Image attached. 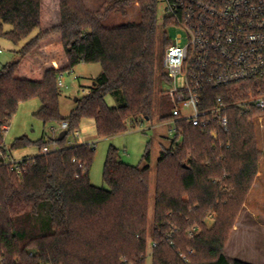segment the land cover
Masks as SVG:
<instances>
[{
  "label": "trees",
  "instance_id": "trees-1",
  "mask_svg": "<svg viewBox=\"0 0 264 264\" xmlns=\"http://www.w3.org/2000/svg\"><path fill=\"white\" fill-rule=\"evenodd\" d=\"M55 1L53 7L52 0H0V37L22 44L0 69V153L6 155L4 135L21 103L37 99L40 107L33 117L43 125H68L61 141L14 140L10 151L35 145L39 153L34 157L16 165L0 158V264H145L149 148L143 166H130L110 147L103 167L105 190L89 180L94 146L66 141L86 119L101 139L152 119L157 1L104 0L97 11L84 0ZM134 6L138 23L103 25L111 14L126 17ZM160 44L170 45L165 35ZM41 53L45 62L40 63L35 59ZM80 64H98L101 71L64 117L57 80ZM259 92L264 93V81L203 93L202 109L214 108L218 98L226 107L227 130H216L215 139L211 127L175 122L177 134L162 147L156 164L151 264H248L229 260L223 248L262 155L253 120L264 110L237 105ZM107 96L116 107L107 105ZM160 100L159 121H170L172 105ZM52 144L56 149L41 154ZM209 215L214 222L208 228ZM193 227L198 231L189 236Z\"/></svg>",
  "mask_w": 264,
  "mask_h": 264
},
{
  "label": "rangeland",
  "instance_id": "rangeland-1",
  "mask_svg": "<svg viewBox=\"0 0 264 264\" xmlns=\"http://www.w3.org/2000/svg\"><path fill=\"white\" fill-rule=\"evenodd\" d=\"M54 1V2H53ZM104 0H84L86 7L90 11H97ZM157 7V46H156V75H155V93L153 116L148 122L134 130H128L123 134L111 138H98L95 132L94 122L92 120H83L77 133L67 137V145L90 144L94 146V159L89 172V180L92 186L107 190L103 181V167L107 152L110 147L118 152L121 162L130 166H143L142 157L146 148L150 151V192H149V229L146 241V260L145 264H151V221L154 209V188L156 164L162 147L167 148L174 138L172 126L166 124L168 121H159V106L161 100L167 97L164 89H170L171 84L163 78V56L167 46L162 47L160 42L163 35L169 42L175 41L181 31L169 26L168 21L164 19L163 0H156ZM52 6H56V1L52 0ZM55 19V18H53ZM140 16L137 8L134 6L129 9L127 16L111 14L103 25L108 28L126 25L129 23H138ZM165 27V28H164ZM14 46L7 40L0 37V69L3 65L11 62L15 58V52L21 48ZM36 61L45 62L41 55ZM47 63L51 59L47 57ZM44 64V63H43ZM101 68L98 64H80L73 70L62 74L63 88L60 89V113L62 116H68L74 108V100L87 95L93 79L100 74ZM180 83V79L178 80ZM162 93L160 94V92ZM162 97V98H161ZM109 107H116L117 102L113 97L107 96L105 99ZM168 98L164 101L167 106ZM40 107L37 99L21 103L14 114L10 126L4 135V144L8 152L10 162L18 161L21 157H34L39 153L35 145L28 146L20 150H11L10 147L15 139L27 137L31 142H37L41 139L54 140L58 136V131L53 133L51 127L58 128V124H46L33 117V114ZM256 133L257 145L262 155L258 160V172L262 176L257 177L247 193L242 205L240 206L233 225L229 230L223 253L229 260H238L248 264H264V115L253 120ZM56 145L48 146L49 149H56ZM214 215H209L205 219L206 227L212 226Z\"/></svg>",
  "mask_w": 264,
  "mask_h": 264
},
{
  "label": "built area",
  "instance_id": "built-area-1",
  "mask_svg": "<svg viewBox=\"0 0 264 264\" xmlns=\"http://www.w3.org/2000/svg\"><path fill=\"white\" fill-rule=\"evenodd\" d=\"M163 3L164 19L181 31L165 49L162 61L165 80L171 84L170 89L163 90L172 105V119L166 124L172 126L174 134H177L176 121L203 130L211 127L209 135L215 139L216 130H227L226 107L218 98L214 108L202 109L203 93L264 81V0H163ZM61 78L62 75L57 80L59 89L63 88ZM245 104H255L264 110V93L259 92L237 106ZM67 128V123L61 122L58 128L51 127V131H58L59 136ZM49 151L45 147L41 154ZM5 152L6 155L0 153L4 163L16 165L18 162H10ZM197 231L193 227L188 234L193 236Z\"/></svg>",
  "mask_w": 264,
  "mask_h": 264
},
{
  "label": "water",
  "instance_id": "water-1",
  "mask_svg": "<svg viewBox=\"0 0 264 264\" xmlns=\"http://www.w3.org/2000/svg\"><path fill=\"white\" fill-rule=\"evenodd\" d=\"M74 102H76V100H74ZM66 135H67V132H66V131L61 132V133L59 134L57 140H58V141H61L62 139H64V138L66 137Z\"/></svg>",
  "mask_w": 264,
  "mask_h": 264
},
{
  "label": "crops",
  "instance_id": "crops-1",
  "mask_svg": "<svg viewBox=\"0 0 264 264\" xmlns=\"http://www.w3.org/2000/svg\"><path fill=\"white\" fill-rule=\"evenodd\" d=\"M26 158H31L30 156H24V157H21L20 159H18V161L16 162H19V161H22L23 159H26ZM263 173H261V171L258 172V176H262Z\"/></svg>",
  "mask_w": 264,
  "mask_h": 264
}]
</instances>
